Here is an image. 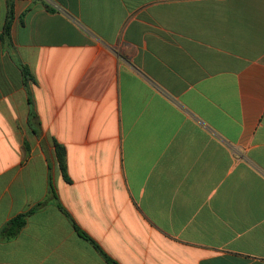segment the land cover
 Returning <instances> with one entry per match:
<instances>
[{"label": "crops", "instance_id": "0c3cea01", "mask_svg": "<svg viewBox=\"0 0 264 264\" xmlns=\"http://www.w3.org/2000/svg\"><path fill=\"white\" fill-rule=\"evenodd\" d=\"M14 10L9 46L0 0V264H264V0Z\"/></svg>", "mask_w": 264, "mask_h": 264}, {"label": "trees", "instance_id": "16d2710c", "mask_svg": "<svg viewBox=\"0 0 264 264\" xmlns=\"http://www.w3.org/2000/svg\"><path fill=\"white\" fill-rule=\"evenodd\" d=\"M7 1V14H6V20H5V24L3 27V31L1 34V40L5 45H12V28H13V24H14V20H15V10H14V1L15 0H6ZM47 8L50 11H53L49 5H47ZM26 13L23 14L22 18L25 16ZM18 67L20 68L22 75H23V81L24 84L26 85L28 83L29 80H31V74L29 72V69L22 64L17 63ZM57 159L60 165V168L64 174L65 177L66 176V151L65 148L57 145ZM26 223L25 220V215H19L18 217H16L15 219H13L9 224H8V228L7 229V234L12 237L15 236L19 229L24 226ZM77 232L79 233V235H81L83 238L89 239L90 241H93L91 238H89L84 232H82L79 228L76 227ZM108 261L111 262L110 259H108ZM113 264H116L115 262H113Z\"/></svg>", "mask_w": 264, "mask_h": 264}]
</instances>
